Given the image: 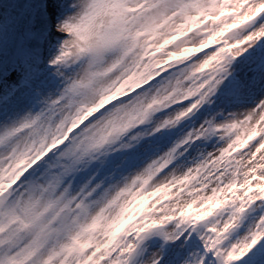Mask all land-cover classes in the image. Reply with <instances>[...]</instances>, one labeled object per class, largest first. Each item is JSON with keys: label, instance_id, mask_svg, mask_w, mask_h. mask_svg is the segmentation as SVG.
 Instances as JSON below:
<instances>
[{"label": "snow or ice", "instance_id": "1", "mask_svg": "<svg viewBox=\"0 0 264 264\" xmlns=\"http://www.w3.org/2000/svg\"><path fill=\"white\" fill-rule=\"evenodd\" d=\"M0 264H264V0H0Z\"/></svg>", "mask_w": 264, "mask_h": 264}]
</instances>
